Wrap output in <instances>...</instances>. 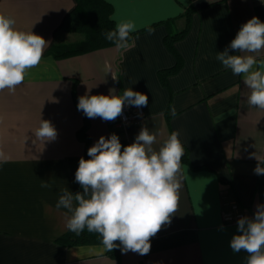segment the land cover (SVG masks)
Instances as JSON below:
<instances>
[{"label": "crops", "instance_id": "1", "mask_svg": "<svg viewBox=\"0 0 264 264\" xmlns=\"http://www.w3.org/2000/svg\"><path fill=\"white\" fill-rule=\"evenodd\" d=\"M105 1L113 16L136 23L129 47L56 59L50 55L54 45L80 40H70L62 29L76 0H0V14L48 42L41 63L15 92L0 91V264H118L108 251L99 252L102 245L61 246L66 210L55 205L62 189L74 194L70 160L88 156L101 136L116 134L132 144L143 127L157 135L156 149L179 131L182 187L178 210L151 238L150 252L122 253V264H246L248 253L230 247L241 234L238 223L225 224L222 211L226 201L235 200L253 218L264 205V175L254 172V154L264 158V111L247 104L243 77L216 56L225 49L241 54L229 45L251 18L264 22V2ZM186 29L171 51L166 37ZM257 60L264 61V52ZM128 88L148 97L140 126L119 128L78 110L85 94L115 89L120 95ZM41 119L56 129L55 140L35 137Z\"/></svg>", "mask_w": 264, "mask_h": 264}, {"label": "clouds", "instance_id": "2", "mask_svg": "<svg viewBox=\"0 0 264 264\" xmlns=\"http://www.w3.org/2000/svg\"><path fill=\"white\" fill-rule=\"evenodd\" d=\"M110 19L115 21V27L104 33L105 39L116 49H127L130 34L137 30L136 23L116 16ZM147 31L152 34L154 29L148 27ZM47 46L42 36L18 29L14 17L0 14V91L7 89L14 93L28 71L39 66ZM229 47L241 54L230 55L225 49L216 59L233 75L243 77L250 90L247 104L264 111V61L257 60L264 52V22L258 17L248 20ZM147 103L145 94L130 88L120 95L110 89L109 95L81 96L77 107L88 118L113 121L122 114L125 104L142 107ZM171 113L176 116L174 107ZM34 135L45 142L55 140L57 132L50 121L41 119ZM179 136V131H172L158 149L154 148L157 135L147 127L128 146H122L116 134L107 139L101 136L87 150L90 159L79 160L75 181L82 192L73 194L67 188L62 189L55 205L57 210H66V228L77 236L85 229L99 234L102 243L99 252L120 247L122 253L148 254L151 238L163 225L171 223L178 210L185 151ZM254 156L258 161L254 172L264 175V158ZM41 187L51 185L42 182ZM238 232L241 234L231 239L232 250L247 252L246 264H264V205L257 206L253 218L238 220Z\"/></svg>", "mask_w": 264, "mask_h": 264}, {"label": "trees", "instance_id": "3", "mask_svg": "<svg viewBox=\"0 0 264 264\" xmlns=\"http://www.w3.org/2000/svg\"><path fill=\"white\" fill-rule=\"evenodd\" d=\"M76 8L67 16L62 29L69 34L81 35L82 38L73 43L56 44L52 47L50 55L56 59H65L73 56L91 53L93 51L114 47L112 42L105 39L104 33L114 29L115 22L110 17L113 16V7L105 0H76ZM187 29L177 33L169 34L165 41L171 51H174V43L182 38ZM137 33L130 34L129 44ZM167 72H162L165 78ZM122 146L130 145L128 141H120ZM84 159H90L86 156ZM80 159L70 160V173L73 182L74 194L82 192L81 186L75 181V172L78 168ZM61 246L71 248L78 246L102 245L101 237L97 233H90L85 229L79 236L71 231H67L58 241ZM119 244V242H116ZM108 256L122 264L120 247L108 251Z\"/></svg>", "mask_w": 264, "mask_h": 264}, {"label": "built area", "instance_id": "4", "mask_svg": "<svg viewBox=\"0 0 264 264\" xmlns=\"http://www.w3.org/2000/svg\"><path fill=\"white\" fill-rule=\"evenodd\" d=\"M264 2V0H262ZM144 108L125 104L122 114L113 120L114 124L119 128H127L130 126H140L144 120ZM222 217L225 224L232 225L238 223L241 217H248L241 205L235 200H228L224 203Z\"/></svg>", "mask_w": 264, "mask_h": 264}, {"label": "rangeland", "instance_id": "5", "mask_svg": "<svg viewBox=\"0 0 264 264\" xmlns=\"http://www.w3.org/2000/svg\"><path fill=\"white\" fill-rule=\"evenodd\" d=\"M69 37H70V40L81 39L82 38L81 35H77V34H70Z\"/></svg>", "mask_w": 264, "mask_h": 264}]
</instances>
